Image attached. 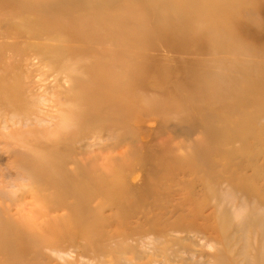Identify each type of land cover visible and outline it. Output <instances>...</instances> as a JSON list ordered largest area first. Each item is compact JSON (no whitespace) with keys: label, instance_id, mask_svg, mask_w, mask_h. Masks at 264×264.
I'll use <instances>...</instances> for the list:
<instances>
[{"label":"rangeland","instance_id":"obj_1","mask_svg":"<svg viewBox=\"0 0 264 264\" xmlns=\"http://www.w3.org/2000/svg\"><path fill=\"white\" fill-rule=\"evenodd\" d=\"M6 207L15 264H264V0H0Z\"/></svg>","mask_w":264,"mask_h":264},{"label":"bare ground","instance_id":"obj_2","mask_svg":"<svg viewBox=\"0 0 264 264\" xmlns=\"http://www.w3.org/2000/svg\"><path fill=\"white\" fill-rule=\"evenodd\" d=\"M159 7V6H158ZM157 12H155V15H158L160 10L159 8H157ZM169 19L166 20V22L168 21ZM210 29H212V27H209L207 28L206 30L209 31ZM239 30L241 32H247V30L245 29L244 26L240 25L239 26ZM236 79V78H234ZM206 114H208V112L206 111ZM238 123V122H237ZM241 123V122H240ZM242 124V123H241ZM242 127V126H241ZM151 131V130H150ZM238 137V135H234L233 133H231L229 130L227 131H222V132H217L216 135H215V138H218L219 140H223V141H229V140H232V139H236ZM219 142V141H218ZM227 143V142H226ZM61 145V144H60ZM219 147H221V144L219 142L218 144ZM79 149V148H78ZM238 149V150H237ZM234 148V150H225L224 154H223V151H222V157H231L234 156L235 153H241L242 152V149L243 147L241 148ZM142 150V149H141ZM237 155V154H236ZM55 156V155H53ZM63 157L64 155H60L58 156L56 159H58L60 162H63ZM160 157V155L158 156ZM55 157H53L54 159ZM233 158V157H232ZM226 159V158H225ZM160 160V159H159ZM224 160V159H223ZM227 160V159H226ZM40 162V161H39ZM229 162V161H228ZM227 162V163H228ZM155 164V163H154ZM228 164H232L231 166H233V163H228ZM227 165V164H226ZM46 166V162H44L43 164L39 163V166L36 165V167H39L41 169V172L43 171L44 167ZM226 167V166H225ZM230 167V165H229ZM238 167V166H237ZM228 168V167H227ZM224 169V168H223ZM226 169V168H225ZM224 169V172L222 173H225V171H228L227 169L225 170ZM229 169V168H228ZM222 171V169H220ZM58 172H60L61 174H63V172L61 171V169L59 168V170H57ZM55 169L51 172L52 174L50 175L52 177V179L54 181H56V183L58 184L59 186V191H62V193L65 191L66 192H69L70 191H73V189L75 187L79 188L80 187V183H79V187L77 186L78 185V181L77 179H74L72 180L71 178L70 179H64L61 175L58 174ZM39 173H41L40 171H38ZM43 173V172H42ZM41 180L44 179V177H41L40 178ZM102 181V184H103V181L104 179H102V177H98L97 179V184L99 185L100 182ZM41 182V181H40ZM75 182V184L73 183ZM113 183V182H112ZM119 183V182H118ZM42 184V183H41ZM44 184V183H43ZM42 184V185H43ZM39 185V184H38ZM115 185V184H113ZM118 185V184H117ZM62 187H64L62 189ZM84 191H86V189H89L87 187H85L83 184L81 186ZM110 187V186H108ZM46 190V189H45ZM74 192V191H73ZM61 193V194H62ZM58 194V192H57ZM56 196L58 197L59 195ZM158 201V200H157ZM72 205V204H71ZM69 206V210L72 212V213H80L81 212V207L78 206V205H72V206ZM56 209L55 210H58L57 207L58 206H55ZM166 207V206H165ZM11 209H9L8 207H6L3 211V213L0 214V226L3 225V229H2V232L0 233V264H15L16 262L24 259L23 254L26 252V248H29L30 246L32 245H35L37 242L41 241L42 240V233L39 234L38 232H36L35 230L33 229H30L26 226H24L20 221L16 220L15 217L17 216L16 214L18 213V211L16 210V212H13V215L12 214H8L7 212H9ZM174 210V209H173ZM22 211V210H21ZM20 212V210H19ZM24 213V212H23ZM14 215H16L14 217ZM20 218V217H19ZM197 218V217H195ZM203 218V216H202ZM25 220V219H24ZM23 218H22V221L24 222ZM194 220V219H193ZM27 221V220H26ZM40 222V221H39ZM194 222V221H193ZM204 222H205V218H204ZM41 223V222H40ZM159 223V222H158ZM57 225V224H56ZM194 225V224H193ZM52 227V225H51ZM49 228V227H48ZM197 228V227H196ZM41 229V228H40ZM47 229V228H46ZM6 230H9V232H7ZM212 230H215L212 229ZM215 232V231H214ZM44 233V232H43ZM217 233V232H216ZM63 235V234H62ZM170 236V235H169ZM204 237V236H203ZM202 237V238H203ZM142 246V245H141ZM44 249L46 248L48 250V252L50 253H53L54 256L57 258V259H60L62 260L64 257H69L70 256V252H72V250H65V251H55L53 249H48L46 246H43ZM65 249V248H64ZM29 252V251H28ZM184 253V252H183ZM80 256V255H79ZM169 256V255H168ZM177 257V255H176ZM82 258V257H81ZM169 259V258H168ZM180 259V258H179ZM25 262V261H24Z\"/></svg>","mask_w":264,"mask_h":264}]
</instances>
